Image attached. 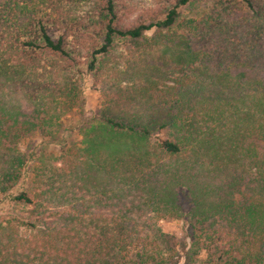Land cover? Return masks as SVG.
<instances>
[{
    "label": "trees",
    "instance_id": "trees-1",
    "mask_svg": "<svg viewBox=\"0 0 264 264\" xmlns=\"http://www.w3.org/2000/svg\"><path fill=\"white\" fill-rule=\"evenodd\" d=\"M81 1L91 3L90 11L74 17L71 8ZM157 1L154 11L126 0L0 3V196L26 176L20 142L51 135L64 101L75 97L81 58L95 73L117 40L133 61L175 39L184 41L187 56L169 100L151 93V116L169 115L181 132L149 149L155 119L105 109L106 136L85 140L83 171L57 170L59 184L39 180L43 191L11 197L27 214L15 218V228L30 235L0 226V264H167L162 251L174 253L175 241L138 232L134 215L165 195L176 202L173 186L197 188L204 176L218 178L227 193L216 196L212 214L200 218L202 208L191 210L190 238L206 253L204 264H264V0H213L205 15L183 26L178 10L204 0ZM147 67L132 62L121 75L142 78ZM224 75L229 86L207 95ZM189 192L202 206L201 189ZM54 200L55 211L42 204Z\"/></svg>",
    "mask_w": 264,
    "mask_h": 264
},
{
    "label": "rangeland",
    "instance_id": "rangeland-1",
    "mask_svg": "<svg viewBox=\"0 0 264 264\" xmlns=\"http://www.w3.org/2000/svg\"><path fill=\"white\" fill-rule=\"evenodd\" d=\"M23 1L27 0H0V3L18 4ZM32 1H35L36 5L39 2V0ZM158 2L157 0H126L128 6L134 5L141 11L156 10ZM212 4L213 0H204L203 2H191L181 7L178 10L180 25H187L198 20L207 13ZM90 5L91 3L83 1L75 3L71 8V13L74 17H81L90 11ZM15 11H19L18 6ZM174 30L175 27L169 33L172 34ZM152 32L148 33V36H151ZM116 42L115 52L105 60L103 65L99 66L95 73L89 71L85 58L80 59L79 64L76 65L77 74H79L73 75V78L76 76L79 82L77 92L74 98L64 101L66 109L56 119V128L51 135L46 138H28L20 142V152L28 162L25 169L26 176L6 196H0V226L10 228L6 232L13 230L21 237L30 235L25 227L15 228V218L26 217L27 214L25 208L11 200L12 196L20 192L31 195L35 190L43 191L44 183L39 184L37 182L39 180L46 182L49 178L59 184L57 170H67L74 166L80 168L81 171L85 169V165L82 164L85 158L83 156L85 140L92 136H106L101 131L105 123L103 120L105 109L110 108V114L119 117L129 118L131 115L141 116L144 121L155 119L156 125L146 145L149 149L156 150L161 141L169 139L175 132H181L169 115L168 118L151 116L154 101L151 93L156 90L162 91V100H167L170 89L177 86L182 78L179 68L185 65L187 60L186 53H184L186 51L184 41L175 39L168 46L157 47L151 56L137 61H133L134 59L132 60L125 50L124 41L117 40ZM132 62H136L137 67L148 66L151 72L142 78L134 77L131 80H125L121 72ZM231 81L232 78L228 75L214 79L213 83L211 82L212 85L210 83L212 91L207 95H215L219 92L220 86L227 87ZM224 91L229 92V89L226 88ZM174 97H176L175 93ZM162 122H166L168 127H160ZM235 164L232 165L235 166ZM197 184V188L192 184L189 187L175 185L171 193L174 194L176 202L172 196L165 195L158 200L154 199L153 205L138 209L134 215L140 225L138 232L147 235L161 233L175 241L174 253L162 251L163 258H170L167 264H204L206 253L190 238L192 235L189 227L191 210L195 207L202 208L199 211L200 218H203L206 213L211 212L212 214L210 205L217 201L216 196L221 195L224 199L227 193H222V183L218 178L211 180L209 176H204ZM230 187L232 197L236 198L238 196L236 191L239 187L235 185ZM198 188L201 189L204 197V199L198 197L203 203L202 206L193 202V197L189 192L190 189L195 191ZM44 199L50 200L51 197L46 196ZM42 204L52 212L57 209L58 201H44Z\"/></svg>",
    "mask_w": 264,
    "mask_h": 264
}]
</instances>
